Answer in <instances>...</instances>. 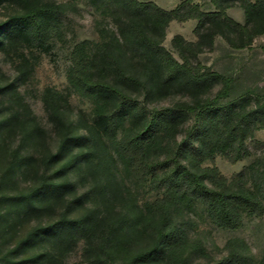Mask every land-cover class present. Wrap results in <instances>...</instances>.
<instances>
[{
	"label": "trees",
	"instance_id": "1",
	"mask_svg": "<svg viewBox=\"0 0 264 264\" xmlns=\"http://www.w3.org/2000/svg\"><path fill=\"white\" fill-rule=\"evenodd\" d=\"M85 3L105 24L95 40L69 48L66 90H44L47 129L18 82L33 71V50L51 53L66 5L0 0L13 8L0 22V54L15 72L11 79L0 69V264H55L80 242L87 264H189L194 213L230 231L264 216V155L232 182L208 165L250 156L246 142L264 131V103L232 96V79L198 60L216 38L241 50L264 35V0H210L206 12L192 0L171 10ZM235 5L242 24L225 14ZM187 19L197 21L196 40L175 35L176 59L162 42L171 21ZM72 94L88 112H72ZM139 191L153 195L139 204ZM226 251L218 264H264L240 240H228Z\"/></svg>",
	"mask_w": 264,
	"mask_h": 264
},
{
	"label": "rangeland",
	"instance_id": "2",
	"mask_svg": "<svg viewBox=\"0 0 264 264\" xmlns=\"http://www.w3.org/2000/svg\"><path fill=\"white\" fill-rule=\"evenodd\" d=\"M66 5V12L61 18L58 36L52 39L53 49L51 53L44 54L33 50V71L24 84L18 82L19 91L29 104L39 123L50 128L43 108L41 96L45 89L51 88L64 92L68 86L65 72L67 68V53L71 45L79 40H95L98 37V28L102 24L100 15L85 3V0H51ZM150 1L164 10L175 8L183 0H138ZM198 4L202 11H212L214 6L210 0H192ZM11 6H0V22L5 20L11 13ZM226 16L233 21L242 24L243 12L238 5L225 10ZM103 22V23H102ZM197 24L195 19L185 21H171L166 29L162 46L177 59L171 40L175 35L181 36L187 42L196 40L194 29ZM28 56V52L26 54ZM201 65L213 71L226 75L232 79V96L247 95L253 102L257 100L264 103V35L255 37L251 45L241 50L229 47L221 38H216L214 47L210 51L201 53L198 57ZM0 69L11 79L15 72L9 60L0 54ZM249 99V100H250ZM177 99H170L159 104L169 106ZM70 107L75 114L79 110L89 111L87 100L72 94ZM183 136V135H182ZM181 136V137H182ZM250 156L235 163L227 158L218 156L213 164L220 174L229 182L235 181L239 173L248 165L253 158L264 155V131L255 132L253 138L247 142ZM82 190V187H79ZM153 194L139 191L138 202L142 204L146 198ZM193 222H190L188 231V244L186 255L189 264H218L226 254L228 240L237 239L244 243L246 250L255 260L264 257V216L246 217L241 228L235 231L222 230L215 227L203 214H193ZM199 245L202 250L194 252L191 245ZM55 264H87L84 261L83 243Z\"/></svg>",
	"mask_w": 264,
	"mask_h": 264
}]
</instances>
